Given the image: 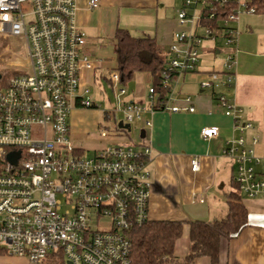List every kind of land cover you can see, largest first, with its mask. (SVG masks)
I'll use <instances>...</instances> for the list:
<instances>
[{
    "label": "built area",
    "instance_id": "obj_1",
    "mask_svg": "<svg viewBox=\"0 0 264 264\" xmlns=\"http://www.w3.org/2000/svg\"><path fill=\"white\" fill-rule=\"evenodd\" d=\"M179 29L168 48L163 84L171 90L158 107L170 113H194L195 107L174 105L172 91L178 78L199 74V48L222 33L229 47L224 71L204 73L203 90L235 86L239 49V19L256 15L257 0H181ZM99 0H91V9ZM201 6L202 10L198 11ZM76 0H0V41L21 38L28 71L4 77L0 72V248L28 264H48L51 256L64 264H132L131 233L149 220L152 190L151 145L137 148L129 139L85 157L71 139L74 109H100L82 86L86 71L97 69L87 51L88 37L77 22ZM191 12V13H190ZM217 33V34H215ZM0 49L6 47L0 43ZM111 87L117 104L110 113L130 126L146 109L125 102L113 72ZM153 94V89L150 91ZM217 101L232 122V136L223 150L234 167V182L249 199H264V156L255 147L258 136L247 138L254 124L245 109L219 94ZM146 126L151 128L152 121ZM118 131H126L118 129ZM102 138L109 134L102 130ZM200 136L210 141L217 127L206 126ZM200 157L191 160L198 172ZM65 198V206L57 198ZM106 219L108 228H94Z\"/></svg>",
    "mask_w": 264,
    "mask_h": 264
},
{
    "label": "crops",
    "instance_id": "obj_2",
    "mask_svg": "<svg viewBox=\"0 0 264 264\" xmlns=\"http://www.w3.org/2000/svg\"><path fill=\"white\" fill-rule=\"evenodd\" d=\"M90 1L76 0L78 26L88 37L87 51L93 61H101L96 70L83 74L82 86L88 89L97 82L99 75L102 81H106L108 76H104V71H112L106 56L113 54L115 60L118 29H125L137 38H154L167 51L179 29L177 12L165 10L166 0H99L95 9L90 8ZM180 7L178 5L177 11ZM253 16L242 18L239 23L236 81L235 86L228 89L254 124V130L247 133V138L259 137L255 152L264 156V14ZM222 54L221 48L210 50L205 47L197 67L199 74L181 76L174 85L171 93L174 105L188 106L185 98L190 97L194 113L156 109L149 92L151 85L145 87L138 83V78L143 77L144 83L150 80L149 76L138 75L127 84V94L122 99L140 103L146 112L131 125L130 130L115 131L107 138L100 136V140L106 142L100 149L123 143L126 139L135 143L137 148L151 145L149 220L183 223V236L175 246V255L180 259L191 250L190 223L225 218L228 195L235 190L234 167L223 154L226 141L232 136L233 122L217 101L219 94L225 95L226 87L203 90L200 85L202 74L224 71L225 63L219 57ZM74 110L85 109L79 107ZM147 120L152 121L151 128L146 126ZM206 126L217 127L219 136L210 141L203 140L200 133ZM136 130L138 134L133 139L132 134ZM75 142H80V139ZM194 157L201 159L198 172L191 169ZM243 201L249 212L248 226L236 238L222 242L217 264H264V199L244 196ZM0 264H28V261L5 254L0 255ZM195 264L213 263L211 259L201 257Z\"/></svg>",
    "mask_w": 264,
    "mask_h": 264
},
{
    "label": "trees",
    "instance_id": "obj_3",
    "mask_svg": "<svg viewBox=\"0 0 264 264\" xmlns=\"http://www.w3.org/2000/svg\"><path fill=\"white\" fill-rule=\"evenodd\" d=\"M255 5L256 14H264V0H257ZM115 41V67L112 71L120 76L119 87L125 88L138 75H148L151 85L149 92L153 89V94L150 93L151 99L158 109L171 92L162 79V72L167 64V48L160 46L154 38H137L125 29L117 30ZM105 79L109 86H114L110 76ZM105 117L107 120L113 119L117 125L115 114L105 112ZM118 129L119 127H116L112 130L117 132ZM109 131L106 130L107 133ZM234 185L235 190L228 195V213L225 218L214 222L190 223L191 250L186 257L180 259L175 255L176 243L183 236L182 222L148 220L131 233L132 264H195L201 257H207L213 264H217L222 242L239 236L249 222L244 196L235 182ZM5 254L0 248V255Z\"/></svg>",
    "mask_w": 264,
    "mask_h": 264
},
{
    "label": "rangeland",
    "instance_id": "obj_4",
    "mask_svg": "<svg viewBox=\"0 0 264 264\" xmlns=\"http://www.w3.org/2000/svg\"><path fill=\"white\" fill-rule=\"evenodd\" d=\"M165 10L177 12L178 5H182L181 0H166ZM202 7H198V11H201ZM191 13V12H190ZM246 17V18H245ZM254 16L243 15L240 17L239 21L242 18L247 19ZM197 33L201 37H203L202 43L199 48V56L204 52L205 47H208L210 50H215V48H221L223 50V54L220 55V59L223 60V63L226 62V58L228 55V51H231L229 47L225 46V39L222 33H215L216 40L207 39L206 28L198 26ZM0 43L2 46L6 47L4 51L0 49V72L6 78L8 76H12L16 73H23L28 71L27 64V55L26 50L24 48L23 40L21 38H9L7 40H1ZM108 60V65L110 67H115L114 55L106 56ZM200 61V58H199ZM199 64V63H198ZM199 67V65H197ZM216 68H219L215 65ZM198 69V68H197ZM198 71V70H197ZM113 71H104V76H110ZM100 76V75H99ZM98 76L97 82L94 85L90 86L91 95H93V102L97 106H101L98 110L93 109H85V110H74L70 120L71 127V139L73 144L84 150L85 157H91L94 154V150L100 149L102 145L105 146L106 142H102L100 139V133L103 129L110 130L109 135H111L114 131L112 130L114 125L115 128L118 126L114 124V120H107L105 117V112H110L114 109L117 104V100L113 94V91L109 84L106 81H102ZM143 78V77H142ZM138 78V83L141 85L148 87L150 85V80H145L143 83V79ZM232 88H230L231 90ZM226 87L225 95L227 99L232 103L233 98L230 94V90ZM149 101V99H147ZM147 102V101H146ZM151 102V101H150ZM148 102V104H150ZM105 130V131H106ZM112 130V131H111ZM138 131H134L132 134V138H136ZM77 139H80V142H75ZM135 145V143H134ZM103 148V147H102ZM62 204L65 206V198L61 195L57 198ZM110 222L106 219L100 220L98 223H94V228L104 229L108 228ZM48 264H64L61 259H56L53 256L47 262Z\"/></svg>",
    "mask_w": 264,
    "mask_h": 264
},
{
    "label": "water",
    "instance_id": "obj_5",
    "mask_svg": "<svg viewBox=\"0 0 264 264\" xmlns=\"http://www.w3.org/2000/svg\"><path fill=\"white\" fill-rule=\"evenodd\" d=\"M119 127L121 128V129H126V130H130V125L129 124H123V122H121L120 123V125H119Z\"/></svg>",
    "mask_w": 264,
    "mask_h": 264
}]
</instances>
